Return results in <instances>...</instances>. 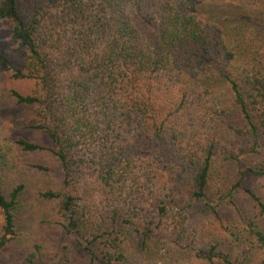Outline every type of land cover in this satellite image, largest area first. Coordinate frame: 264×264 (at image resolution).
<instances>
[{"label":"trees","instance_id":"obj_1","mask_svg":"<svg viewBox=\"0 0 264 264\" xmlns=\"http://www.w3.org/2000/svg\"><path fill=\"white\" fill-rule=\"evenodd\" d=\"M198 1L0 0V23L24 54L16 65L0 46V65L32 84L29 93L10 95L32 108L27 128L51 141L15 144L55 160L60 190L39 196L94 264H139L129 251L134 236L142 245L166 244L165 259L174 261L198 245L184 207L187 198L209 205L216 169L230 199L243 189L246 172L264 175L240 168V158L264 138V67L243 61L240 81L237 73L224 75L244 123L223 132L225 114L201 77L227 68L233 54L222 29L196 15ZM8 167L0 148V254L15 236L23 192L21 184L5 188ZM247 191L263 213L264 204ZM219 201L210 206L214 213L225 203ZM245 231L264 249L259 222L247 218ZM202 249L209 261L228 263L216 245ZM41 254L34 244L26 261L34 264Z\"/></svg>","mask_w":264,"mask_h":264},{"label":"rangeland","instance_id":"obj_2","mask_svg":"<svg viewBox=\"0 0 264 264\" xmlns=\"http://www.w3.org/2000/svg\"><path fill=\"white\" fill-rule=\"evenodd\" d=\"M195 13L222 29L233 54L227 68L219 67V70L209 72V79L203 74L202 82L199 79L224 112L221 129L226 132L228 126L240 127L244 120L224 75L237 73L240 81L244 74L243 61L257 66L261 62L264 67V0H199ZM0 46L14 64L20 65L24 54L11 42L7 23H0ZM31 89V82L13 79L0 65V148L9 159L4 186L7 190L18 184L23 186L16 211L15 236L1 251L0 264H28L26 258L33 253L34 244H39L42 252L41 259H36L35 255L34 264H94L89 252L62 230L50 202L39 196L46 189L60 190L55 160L45 152H22L15 144L17 139H23L51 146L46 135L27 128L33 116L32 108L16 105L10 95L11 90L26 94ZM259 144L255 153L240 158L242 170L264 173V138ZM31 164L46 166L49 172H37L30 168ZM243 184V189L234 191L230 199L225 177L216 169L207 188L209 205L187 198L184 207L188 226L196 232L198 245L181 251L172 261L168 257L165 259L166 244L147 242L142 245L139 237L134 236L129 240L131 259L135 258L139 264H264V249L253 246L252 238L245 231L247 218L259 222L264 230V212L258 211L247 191L264 204V175L246 172ZM220 198L225 203L214 213L210 206L217 205ZM1 225L0 215V235ZM204 243L216 245L215 253L225 256L228 263L218 257L209 261L207 252L202 249Z\"/></svg>","mask_w":264,"mask_h":264}]
</instances>
